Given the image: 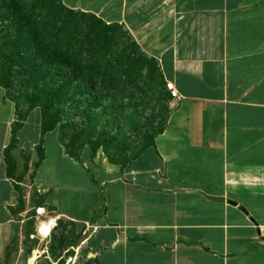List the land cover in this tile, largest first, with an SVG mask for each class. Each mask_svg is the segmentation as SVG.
<instances>
[{
  "label": "crops",
  "instance_id": "obj_1",
  "mask_svg": "<svg viewBox=\"0 0 264 264\" xmlns=\"http://www.w3.org/2000/svg\"><path fill=\"white\" fill-rule=\"evenodd\" d=\"M62 4L122 26L178 96L165 90L170 112L144 152L110 168L84 150L69 155L55 132L41 133L35 113L21 122L17 148L43 146L27 169L32 184H44L38 175L48 166L43 203L85 229L87 262L264 264V0ZM15 122L0 87V264L14 238L17 183L4 151ZM69 170L80 174L72 184Z\"/></svg>",
  "mask_w": 264,
  "mask_h": 264
},
{
  "label": "rangeland",
  "instance_id": "obj_2",
  "mask_svg": "<svg viewBox=\"0 0 264 264\" xmlns=\"http://www.w3.org/2000/svg\"><path fill=\"white\" fill-rule=\"evenodd\" d=\"M120 27L126 32L122 26ZM115 35L119 38L118 33ZM120 40L119 47L129 42L126 38ZM116 50L118 51L117 48ZM134 53L145 58L137 69L138 76L135 81L138 86L128 84L125 93L118 90L105 92L94 89L93 94L102 96L97 106L93 105L89 94L72 97V90L68 93L64 92V89L58 91L62 84L60 81L39 83L37 86L23 82L24 78H21L16 70L8 77L7 82H10V85L5 90L6 99L18 110L16 120L19 117L23 121L31 112L38 116L41 124L40 109L36 107L43 99L40 96L46 94L49 98L50 94L59 92L51 97V108L46 114V126L55 122L53 130L47 132L48 136L55 132L67 153L75 158L84 150L90 154L95 166L110 168L128 163L140 156L158 131L163 129L170 112L165 92L166 82H163L159 74L156 78L163 84L155 86L152 94L149 87L151 89L155 82L150 83L148 78L153 72V64L149 62L151 59L139 48ZM155 66V73H160L157 72L156 64ZM5 74L0 69V83L4 81ZM82 86L88 88L85 83H82ZM32 119L27 126L32 125ZM42 153L43 151L38 153L35 149L31 151L28 147L19 149L16 141L8 149L7 157L11 166L9 174L17 183L19 192L17 199L20 198L22 209L14 214L9 222L11 237L14 238L3 254L2 264H29L32 258V264H57L64 253L67 252L66 255L70 256L76 251L78 258L82 260L87 258L88 250L84 245V238L87 237L85 229L56 218L54 211L43 203L47 182H50L47 177L49 172L46 170L48 166H44L38 175L44 184L39 186L35 181L34 185L32 184V168L36 165V160L41 159ZM85 164L90 166L87 162ZM28 166L32 168L27 172ZM65 169L64 177L67 178ZM85 172L90 175V170ZM68 173L71 184L74 182L73 176H80L78 170H69ZM58 184L61 186L59 180ZM13 206L11 210L16 211L17 205L14 203ZM61 206L66 210L76 207L70 203ZM39 209L40 212L37 211Z\"/></svg>",
  "mask_w": 264,
  "mask_h": 264
},
{
  "label": "trees",
  "instance_id": "obj_3",
  "mask_svg": "<svg viewBox=\"0 0 264 264\" xmlns=\"http://www.w3.org/2000/svg\"><path fill=\"white\" fill-rule=\"evenodd\" d=\"M116 33L119 38L115 37ZM120 38L129 39V42L119 47ZM137 48L119 25L106 24L92 14L68 9L63 6L62 0H0V69L6 73L0 87L5 90L10 85L7 82L9 75L16 70L24 78L23 82L37 86L39 83L60 81L62 84L58 91L64 89L68 93L72 90V97L89 94L93 105L97 106L102 96L93 94L94 89L125 93L128 84L138 86L135 81L137 69L145 58L136 56L134 51ZM149 62L153 64V72L148 78L150 83L155 82L151 89L149 87L151 92L163 83L157 80L156 62L152 59ZM55 93L49 98L46 94L40 96L43 99L36 104L40 109L42 134L52 131L55 125L53 122L46 126V114ZM15 111L18 112L16 108ZM21 122L18 117L11 130L10 144L4 151L8 169L11 167L8 149L16 141L15 135L21 128ZM37 152H42V143ZM14 189L19 194L17 185ZM21 209L22 202L18 198L16 211L11 210V213L14 215ZM7 250L8 247L5 252Z\"/></svg>",
  "mask_w": 264,
  "mask_h": 264
},
{
  "label": "built area",
  "instance_id": "obj_4",
  "mask_svg": "<svg viewBox=\"0 0 264 264\" xmlns=\"http://www.w3.org/2000/svg\"><path fill=\"white\" fill-rule=\"evenodd\" d=\"M165 89L169 93L171 98L176 99L178 97L177 96V92H176V90L174 89V87H173V85L171 83L167 82L166 85H165ZM37 211L40 212L41 210L39 209ZM50 229H49V231H50ZM38 230H40V229H38ZM49 231L47 232V234L49 233ZM39 235H40V233H39ZM66 253H64L62 255V257L57 261V264L58 263L59 264H87L88 258H86L85 260H82V259L78 258V256H77L78 252L77 251L74 252V254L70 255V256H67Z\"/></svg>",
  "mask_w": 264,
  "mask_h": 264
},
{
  "label": "water",
  "instance_id": "obj_5",
  "mask_svg": "<svg viewBox=\"0 0 264 264\" xmlns=\"http://www.w3.org/2000/svg\"><path fill=\"white\" fill-rule=\"evenodd\" d=\"M33 259V258H32ZM32 259L29 261V264H32L33 262H32Z\"/></svg>",
  "mask_w": 264,
  "mask_h": 264
}]
</instances>
